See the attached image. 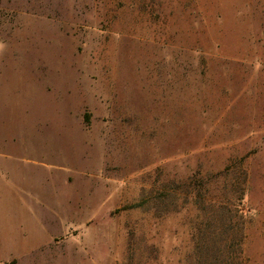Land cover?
<instances>
[{
  "label": "rangeland",
  "instance_id": "obj_1",
  "mask_svg": "<svg viewBox=\"0 0 264 264\" xmlns=\"http://www.w3.org/2000/svg\"><path fill=\"white\" fill-rule=\"evenodd\" d=\"M0 264H264V0H0Z\"/></svg>",
  "mask_w": 264,
  "mask_h": 264
}]
</instances>
